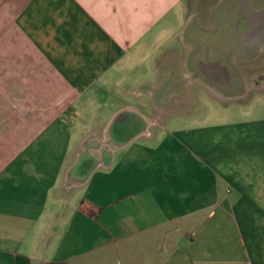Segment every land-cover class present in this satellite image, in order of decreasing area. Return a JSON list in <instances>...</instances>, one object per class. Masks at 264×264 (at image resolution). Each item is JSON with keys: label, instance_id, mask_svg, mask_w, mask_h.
Returning <instances> with one entry per match:
<instances>
[{"label": "crops", "instance_id": "1", "mask_svg": "<svg viewBox=\"0 0 264 264\" xmlns=\"http://www.w3.org/2000/svg\"><path fill=\"white\" fill-rule=\"evenodd\" d=\"M183 2L0 0V264H264V114L209 122L195 88L243 92ZM225 4L261 55L264 0Z\"/></svg>", "mask_w": 264, "mask_h": 264}, {"label": "rangeland", "instance_id": "2", "mask_svg": "<svg viewBox=\"0 0 264 264\" xmlns=\"http://www.w3.org/2000/svg\"><path fill=\"white\" fill-rule=\"evenodd\" d=\"M223 1L227 2V0H184L181 8L177 9L174 20L166 27L171 36L169 42L173 43L180 53L186 50H190L192 54L203 51L202 57L206 62L222 61L225 65H229L233 69L236 80L239 81V87L243 93L235 98L223 97L227 96L226 91L211 79H207V87L195 88L205 101L203 106L208 107L211 120L209 122L218 121L220 115L218 110L223 107L219 98L229 101L225 105V111L226 113L229 110L234 111V114L237 113L235 117L246 118L257 113L264 114V52L258 56H255L253 51L246 54L242 46L240 47V44L244 42L241 43L236 34L235 37H228V33L231 34L229 31L233 30L235 24L231 18L230 9L224 7L225 3L221 4ZM222 13L225 15L221 16ZM234 51L238 58L235 64L231 61ZM197 107L198 104H193L190 108L196 110ZM240 107L246 110H239ZM82 143H85V140ZM85 149L79 154L86 155L90 160L97 162L96 157L99 152L95 148ZM229 250L232 255L241 253L242 256V249L237 244L232 243ZM239 258L243 262L246 260V256ZM228 264H234V262Z\"/></svg>", "mask_w": 264, "mask_h": 264}, {"label": "bare ground", "instance_id": "3", "mask_svg": "<svg viewBox=\"0 0 264 264\" xmlns=\"http://www.w3.org/2000/svg\"><path fill=\"white\" fill-rule=\"evenodd\" d=\"M210 89V88H209ZM214 94V93H213Z\"/></svg>", "mask_w": 264, "mask_h": 264}]
</instances>
